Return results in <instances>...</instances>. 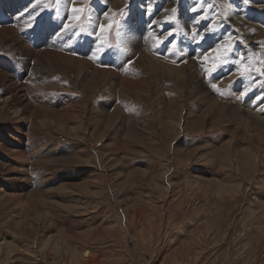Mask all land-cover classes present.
Masks as SVG:
<instances>
[{
    "label": "rangeland",
    "instance_id": "obj_1",
    "mask_svg": "<svg viewBox=\"0 0 264 264\" xmlns=\"http://www.w3.org/2000/svg\"><path fill=\"white\" fill-rule=\"evenodd\" d=\"M28 1L0 7L23 29L0 76L25 85L0 112V264H264V0ZM129 18L156 19L141 48Z\"/></svg>",
    "mask_w": 264,
    "mask_h": 264
},
{
    "label": "bare ground",
    "instance_id": "obj_2",
    "mask_svg": "<svg viewBox=\"0 0 264 264\" xmlns=\"http://www.w3.org/2000/svg\"><path fill=\"white\" fill-rule=\"evenodd\" d=\"M15 1H18V4H15ZM67 2H72V0H66ZM113 1V0H112ZM119 1H121V0H119ZM118 1V2H119ZM30 1H28V0H0V7L2 6V8L4 7V6H6V7H8V10L9 11H11V12H14V10L16 11L17 9H20L21 8V6L23 7V9H25V8H28V6L30 7ZM117 5V4H116ZM15 6V7H14ZM114 6H115V4H114ZM257 7H264V5H257ZM1 9V8H0ZM30 10H32V8L30 9ZM34 10V9H33ZM101 9H100V5H97V4H95V5H93V12H94V14H93V17L94 18H99L100 17V20L101 19H103L104 17H105V13H103L102 12V14H101ZM136 15H138V13L136 12ZM18 17H21V15H17V18ZM38 17V16H37ZM5 20V16L1 13L0 14V20ZM23 19V18H22ZM11 20V17H10V14H9V21ZM17 20V19H16ZM241 21L240 22H246V23H248V24H253V22L251 23H249V21L247 20V19H245V18H241L240 19ZM32 21H33V19H32ZM8 22V21H7ZM16 22V21H15ZM23 22H25V21H23ZM155 22H156V19H148L147 21H146V24L145 23H142V22H140V20H136V22H134L133 21V18H129L128 20H127V23H126V26H127V28H128V31L126 32V36H127V38H129V39H135L136 41H137V45L139 44V45H141V41L142 40H146V38L148 39V36H150L152 33H154V31H155V29H154V25H155ZM239 22V23H240ZM138 23H140V26H139V24ZM256 23V22H255ZM254 23V24H255ZM19 24H20V22H19ZM23 25V24H22ZM28 25V24H27ZM31 25V24H30ZM239 25V24H238ZM242 25V24H241ZM256 25V24H255ZM7 26V25H6ZM24 27V26H23ZM56 27V24H54V23H52V22H46V21H41V23H40V25H39V27L37 28L38 30H36V31H39V33H40V35L41 34H43L44 35V38L46 39V40H49L50 41V37L52 38V37H55L56 35H50L49 37H48V34L49 33H51L52 31H53V29ZM142 28V29H141ZM22 28H20L19 26H17L16 25V23L15 24H13V25H8L7 27H0V36L2 37H6L7 36V34L9 33V35H10V33L11 32H13L12 30H14V31H20ZM141 29V33L138 35L137 34V32H138V30H140ZM22 31H23V29H22ZM27 31V30H26ZM13 35V34H12ZM16 35V34H15ZM59 36V35H58ZM58 36H56V37H58ZM12 37H11V35H10V39H11ZM17 38V37H16ZM15 37H14V39H16ZM9 39V40H10ZM151 39V36H150V38H149V40ZM250 39V38H249ZM14 41V40H13ZM151 41V40H150ZM9 42V41H8ZM16 42H17V40H16ZM22 42V41H21ZM3 43H4V41H3ZM12 43V42H11ZM20 43V42H19ZM23 43V42H22ZM21 43V44H22ZM14 44V43H13ZM143 44H144V42H143ZM209 44V43H208ZM5 45V44H4ZM16 45V44H15ZM18 45V44H17ZM22 45H24V44H22ZM26 45V44H25ZM146 45V44H145ZM19 46V45H18ZM21 46V45H20ZM1 47V46H0ZM13 47V46H12ZM60 47V46H59ZM138 47H142V45L141 46H138ZM145 47V46H144ZM212 47V46H211ZM26 48H27V46H26ZM60 48H62V47H60ZM14 49V48H13ZM23 49H24V47H23ZM33 48L32 47H30V48H27V50L25 49V50H23L24 52H26V53H32V50ZM144 49H146V48H144ZM209 49V48H208ZM61 50V49H60ZM213 50V49H212ZM39 51H41V49L39 50ZM38 51V52H39ZM42 51H43V49H42ZM62 51V50H61ZM143 51V50H142ZM141 50H140V52H142ZM34 52V51H33ZM144 52V51H143ZM47 53V52H46ZM48 53H50V51L48 52ZM59 53V52H58ZM58 53L57 52H53L52 51V53L49 55V54H47V55H49L47 58L46 57H44V55H42L41 53H39L38 54V61H41V62H43V60H47V61H50V63L51 64H58L59 63V61L62 59V57L63 56H61V55H58ZM61 53V52H60ZM139 53V52H138ZM140 54V53H139ZM33 55V54H32ZM62 55H64V53L62 54ZM28 56V55H27ZM36 56V55H35ZM136 56H137V54H136ZM146 56L149 58V59H152V57H150V54H146ZM73 58V57H72ZM140 58V57H139ZM192 58V57H191ZM64 59H65V57H64ZM71 59V58H70ZM69 59V56H68V60H70ZM142 59H144V58H142ZM141 59V60H142ZM63 60V59H62ZM65 60H67V59H65ZM64 60V61H65ZM72 60V59H71ZM73 61V60H72ZM79 62H80V60H78ZM81 61H83V60H81ZM149 61V60H148ZM153 61V60H152ZM62 62V61H61ZM71 62V61H70ZM69 62V63H70ZM74 62V61H73ZM79 62H77V63H79ZM151 62V61H150ZM155 62V61H154ZM39 63V62H38ZM45 63V62H44ZM48 63V62H47ZM49 63V64H50ZM64 63V62H63ZM67 63V62H66ZM143 63H144V61H143ZM36 64V63H35ZM40 64V63H39ZM39 64H38V66H39ZM50 64V65H51ZM56 64V65H57ZM75 64H76V62H75ZM73 65H74V63H73ZM78 65V64H77ZM49 66V65H48ZM62 66V65H61ZM82 67H83V65H82ZM27 68H29L28 66H27ZM49 68V67H48ZM51 68V67H50ZM88 68V67H87ZM86 68V69H87ZM31 69V75H30V77L29 78H31L34 82H37V81H40L41 79H42V74H43V70L44 69H42V68H40V67H33V68H30ZM53 69H54V67H53ZM56 69H58V68H56ZM66 69H68L67 68V66H66ZM84 70V72H85V68H83ZM161 69H162V66H161ZM192 69V68H191ZM80 70V69H79ZM59 71V70H58ZM186 71V70H185ZM3 72V71H2ZM95 72V71H94ZM107 72V71H106ZM183 72V71H182ZM75 73H76V71H75ZM78 73H82V70H80ZM87 73V72H86ZM99 73V72H98ZM103 73V72H102ZM1 74H4V73H1ZM105 74V73H104ZM170 74V73H169ZM236 74H238V70H236L235 69V71L233 72V75H236ZM5 75V74H4ZM7 75V74H6ZM11 74H9L8 76H6V78H4V76L1 78V76H0V104H2V107L0 108V112L2 113V111H6V109L8 108V109H12V113H11V115H10V117L12 116V117H17L18 115H21L22 113V111L24 110V107H23V103H24V100H25V98H24V96H23V94H21V92H22V90H23V88H24V86H23V88H22V86H21V84L19 83H16L12 78V76H10ZM29 75V74H28ZM34 75H36V76H34ZM85 75V74H84ZM97 75V74H96ZM107 75H108V73H107ZM107 75H106V77H107ZM15 76V75H14ZM152 76V75H151ZM175 76V75H174ZM12 77V78H11ZM98 77V76H97ZM4 78V79H3ZM84 78V77H83ZM230 78V77H229ZM100 79V78H99ZM185 79V78H184ZM187 79V78H186ZM44 80V79H43ZM95 80V79H94ZM202 80V79H201ZM83 81V80H82ZM93 81V80H92ZM120 81V80H119ZM123 82V81H122ZM41 83V82H40ZM84 84V83H83ZM86 84V83H85ZM200 84V83H199ZM92 85V84H91ZM205 86V85H204ZM91 87V86H90ZM104 87V86H103ZM206 87H207V85H206ZM37 90V89H36ZM84 90V89H83ZM88 90H89V88H88ZM204 90V89H203ZM201 91V90H200ZM84 92V91H83ZM155 92V91H154ZM33 94V93H32ZM211 98V97H210ZM216 98V97H215ZM213 99H214V97H213ZM215 100V99H214ZM27 102V101H26ZM213 102V101H212ZM216 102V101H215ZM216 104V103H215ZM231 104V103H230ZM218 105V104H217ZM233 105V104H232ZM4 107V108H3ZM30 107V106H29ZM34 107V106H33ZM230 107V106H229ZM35 108V107H34ZM40 108V107H39ZM44 108V107H43ZM75 108V107H74ZM210 108V107H209ZM222 108V107H221ZM228 108V107H227ZM235 108H236V110H237V113H240L241 114V112L243 111V109L244 108H242V107H240V106H235ZM28 110V109H27ZM39 110V109H38ZM75 110V109H74ZM224 110V109H223ZM222 110V111H223ZM226 110V109H225ZM224 110V111H225ZM248 111V110H247ZM26 112V111H25ZM49 112V111H48ZM51 112V111H50ZM53 112V111H52ZM0 113V114H1ZM53 113H55V112H53ZM34 114V113H33ZM51 114V113H50ZM68 114H70V113H68ZM23 115V114H22ZM26 115V114H25ZM29 115V114H28ZM45 115V114H44ZM43 115V116H44ZM27 116V115H26ZM25 116V117H26ZM29 116H31V115H29ZM48 116V115H47ZM69 116V115H68ZM233 116V115H232ZM245 116V115H244ZM243 116V117H244ZM1 117V116H0ZM24 116L23 117H21L22 119L23 118H25ZM49 117V116H48ZM236 117V116H235ZM234 117V118H235ZM240 117V116H239ZM241 117H242V114H241ZM240 117V118H241ZM9 119V118H8ZM8 119H6V120H8ZM20 119V118H19ZM27 121H30V120H28V118L26 117L25 118ZM242 119V118H241ZM244 120V119H243ZM10 121H12V120H10ZM21 121V120H20ZM33 121V120H32ZM16 122V121H15ZM18 122V121H17ZM38 122V121H37ZM254 122V121H253ZM255 122H257V123H259L260 125H264V117H259V118H257V120L255 121ZM19 123V122H18ZM249 123V122H248ZM254 124V123H253ZM255 125H256V123H255ZM251 130V129H250ZM20 131V130H19ZM105 132V131H104ZM7 133V132H6ZM106 133V132H105ZM104 135V134H103ZM250 135V134H249ZM2 136V135H1ZM4 136V135H3ZM2 136V142H0V149H2L3 151H8L9 152V150H10V145L12 144V142H11V140H14V139H12V135L10 134V133H8V137L6 138V136L5 137H3ZM262 137V136H261ZM10 139V140H9ZM4 141V142H3ZM17 144L18 143H20L21 142V140L20 139H17ZM23 141V140H22ZM14 142V141H13ZM249 147V146H248ZM247 147V148H248ZM12 149V148H11ZM248 150V149H247ZM23 152V151H22ZM21 150H20V152H18V151H16L15 153H16V155H20L21 153ZM11 153V152H10ZM12 154H14V152L12 153ZM22 155V154H21ZM30 156V155H29ZM7 164V163H6ZM2 165V164H1ZM39 165V164H38ZM43 165V164H42ZM3 166V165H2ZM34 166V165H33ZM4 168V167H3ZM22 169V168H21ZM25 172V171H24ZM15 178V177H14ZM21 178V177H20ZM4 195V194H3ZM13 197V196H12ZM25 199H26V197H25ZM21 202V201H20ZM20 202H18V203H20ZM23 203V202H22ZM25 203V202H24ZM27 205V204H26ZM20 211V210H19ZM17 225V224H16ZM81 254H82V256L84 257V259H87V257L89 258L90 257V252L87 250V249H85V250H83V251H81L80 252ZM78 254H79V252H78ZM92 255V254H91ZM79 257H81V256H79ZM81 260V259H80ZM87 261V260H86Z\"/></svg>",
    "mask_w": 264,
    "mask_h": 264
},
{
    "label": "snow or ice",
    "instance_id": "obj_3",
    "mask_svg": "<svg viewBox=\"0 0 264 264\" xmlns=\"http://www.w3.org/2000/svg\"><path fill=\"white\" fill-rule=\"evenodd\" d=\"M247 2H248V0H245V3H247ZM74 11H78V10L74 9ZM66 27H67V26H66ZM108 27H111V25H109ZM101 29L104 30V26H103V25L101 26ZM97 50H98V51H103L102 48H98ZM124 50L127 51V49H124ZM212 70L215 71V68H213ZM212 87L215 88L216 85H212Z\"/></svg>",
    "mask_w": 264,
    "mask_h": 264
}]
</instances>
